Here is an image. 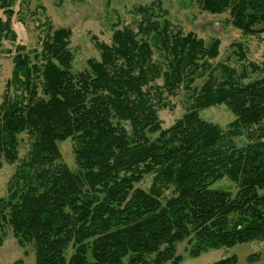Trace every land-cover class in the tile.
Wrapping results in <instances>:
<instances>
[{
  "label": "trees",
  "instance_id": "1",
  "mask_svg": "<svg viewBox=\"0 0 264 264\" xmlns=\"http://www.w3.org/2000/svg\"><path fill=\"white\" fill-rule=\"evenodd\" d=\"M15 1L0 0L7 16L0 17V51L3 41L16 40ZM197 1L203 11L229 13L228 23L244 34L264 35V0ZM137 13L136 28H116L111 44L95 37L101 57L83 71H73L69 28L48 25L34 57L17 47L8 85L22 94H6L0 106V168L18 161L20 134L35 142L0 199V246L6 223L20 246H34L35 264H180L184 242L199 257L264 241V60L248 61L235 44L242 71L214 66L219 39L184 33L160 0ZM181 89L190 108L163 128L159 110ZM220 104L236 117L228 131L200 116ZM242 129L249 141L239 146ZM69 138L75 171L59 147ZM151 174L145 190L140 184ZM225 177L236 194L212 188ZM170 188L175 195L164 202ZM212 264L239 261L232 255Z\"/></svg>",
  "mask_w": 264,
  "mask_h": 264
},
{
  "label": "rangeland",
  "instance_id": "2",
  "mask_svg": "<svg viewBox=\"0 0 264 264\" xmlns=\"http://www.w3.org/2000/svg\"><path fill=\"white\" fill-rule=\"evenodd\" d=\"M156 0H16L11 7L13 10L12 29L16 34V40L3 41L0 51V106L3 104L5 95L11 97L22 94V90L8 85L12 80L14 70V58L18 46H25L26 52L34 57L35 51H42V44L46 36L48 25L55 29L69 28L72 30L71 50L74 53L73 71H83L87 68L89 59H100L101 53L96 45V38L106 44L112 43V36L116 28L133 26L136 28L141 16L137 13L139 6L149 5ZM163 8L169 12V19L173 24L184 31L194 32L206 42L219 39L221 42L219 56L212 60L214 66L226 63L242 71L245 61H241L235 53L241 44L247 54L248 61L261 63L264 60V35H246L241 30L228 23L229 13L221 15L212 14L201 10L197 0H160ZM0 17L4 20L7 16L0 9ZM258 74H251L250 79L258 78ZM250 79L246 80L249 81ZM205 78L198 79L195 87L200 88ZM160 83H162L160 81ZM189 94L181 89L177 95L168 96L167 108L159 110V116L163 128H169L180 119L190 108ZM200 116L220 126L224 131L230 129V124L236 120L235 115L226 104L210 106L200 112ZM1 118V113H0ZM256 128V127H255ZM264 132V122L261 124ZM243 135L235 139L239 146L249 140L247 131L242 129ZM261 134L260 131L256 135ZM155 138L156 136H152ZM19 159L14 164L3 160L0 168V199L8 196L9 186L19 166L26 161L33 148L35 138L28 132L19 136ZM63 155V161L72 169H77L75 147L73 139L59 142ZM154 175H148L140 184L145 190H149L153 183ZM212 188L231 191L236 194V185L225 177ZM173 188L164 190L162 199L164 202L173 197ZM3 245L0 246V264H15L22 261L23 264H35V249L31 244L22 247L14 237L13 231L8 224L3 228ZM187 242L178 247V254L184 256L180 264H212L221 259L236 255L239 264H264V241L238 244L232 248L209 250L199 257H191L188 253ZM73 250H69V255ZM258 253L260 258L250 262L251 255Z\"/></svg>",
  "mask_w": 264,
  "mask_h": 264
}]
</instances>
